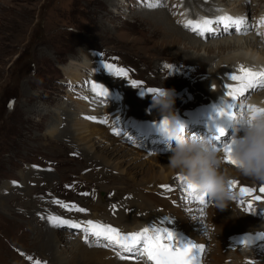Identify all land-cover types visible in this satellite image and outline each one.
<instances>
[{
    "label": "rangeland",
    "instance_id": "obj_1",
    "mask_svg": "<svg viewBox=\"0 0 264 264\" xmlns=\"http://www.w3.org/2000/svg\"><path fill=\"white\" fill-rule=\"evenodd\" d=\"M220 1L222 0L216 3L220 5L219 8L223 12L225 11L222 12L223 14L233 12L237 0ZM164 3L167 4V1L164 0ZM162 5L156 0H0V12L4 8L7 14H12L11 18L17 21V24L10 25L8 28L4 27V22H8L9 16L7 17L2 11L4 16L0 15L2 17L0 18V264H34L36 260L41 261L42 264L43 262L85 264V259L72 255L71 251L75 245L107 250L109 247L103 246L106 241L101 240L98 245L95 237L90 236L86 240L85 233L79 229L55 227L49 222L48 217L59 216L78 222L76 211L62 206L75 205L85 209L86 211L82 213L94 219L93 212L86 205L88 201L96 200L102 205L105 204V198H110L107 202L112 205H119L122 201L123 191L113 189L114 183L109 181L112 176L118 180L117 183H121L120 189L127 184L130 186L131 193L135 189L136 193L140 190L145 195H150V179L162 175V172L170 173L167 165L171 155L170 148L175 147V141H169L160 127L152 124L160 121L149 119L139 121L135 119L136 116H133L135 118L132 119V123L151 125V128L145 127L144 133L138 130L136 135L134 131H126L129 123L125 120L123 123L114 121L110 113L115 107L113 103L120 101L116 88H125L121 82L126 79L131 86V81L135 80L141 82L144 88L161 89L163 88L161 85L168 82H165L166 77L179 72L178 68L169 70L171 67L167 65V62L188 64L180 60L193 61L184 54H198L206 57L209 56L208 54L215 57L223 56V54L218 50L212 53H206L203 50L197 52L186 48L183 44L172 46L166 42L165 40L168 39L165 35L160 34L161 32L157 34L158 32L150 22L147 23L144 16L149 11H162L172 20L165 9L169 5L164 8ZM250 5L252 9L250 8L246 14L248 17L246 24L250 22L251 16L255 18L264 12V0H252ZM189 6L194 9L190 11L192 16L198 15L197 11L210 15L214 13L205 12L204 9L196 8L191 3ZM179 7L177 11L179 14L176 11L174 13L179 20L184 21L189 15L183 6ZM205 18L209 17L205 16ZM227 33L226 37L224 35L218 38L220 40L234 38V32ZM245 33L242 36L249 34ZM211 35L204 38L198 35L195 37L210 43L212 39L214 41L217 39V37L212 38ZM104 63L125 69L128 73L127 77L109 74L102 67ZM213 63L214 60L210 66ZM166 65L168 67H165ZM197 66L205 67V72L197 77V80L203 83L207 81L204 84L212 80L208 64H197ZM206 77L207 79H204ZM92 83L106 87L109 90V96H98L91 89ZM224 83L228 86H236L238 82L230 80ZM127 88L131 87L127 86ZM201 91H207L208 97L216 93L215 89L210 91L209 87L201 88ZM184 92L186 91H177L179 95ZM248 93L251 95L248 96L249 98L259 93L258 96H264V87L248 91ZM216 94L215 99H212L191 93L190 99H185L184 103H174V110L181 122L190 124L185 129L187 135L195 134L201 137L204 133L200 126L203 125L202 120L199 119L204 111L200 113L196 106H207L212 101H217L218 109L223 108L226 111L229 105L235 102L225 95L217 96ZM96 103L97 113L90 108ZM235 105L237 106L236 103ZM100 106L107 111L103 112ZM150 112L157 113L153 109ZM95 115L100 116L102 121H106L102 124L109 139L117 140L118 145H121L118 148L121 152L114 161L116 163L125 161L123 169L129 171V183L124 182L127 175L122 176L120 175L122 173L115 169L91 166L88 158L86 156L84 158V155L76 151V149L85 151L86 144H81L75 139L70 142L66 136L55 138L52 136L62 129L66 131L69 127L74 128L76 121L82 125L87 123L89 126V122L93 119L87 117ZM209 117L214 119L216 115L212 112ZM112 124L122 128L115 129L120 130V134L125 130V133L127 132L125 136L118 137L113 134ZM73 130L70 129L71 132ZM129 132L131 134H128ZM148 135V140L143 139ZM94 141L102 143L104 147L110 146V142H105L99 136H94ZM139 150L141 155L137 156L140 153ZM129 152L132 153V157L136 155L135 160L131 159ZM96 162L100 164L99 160ZM178 176L181 175L173 172L172 179ZM175 184L177 194L174 196L176 198L174 205H176V214L180 216V225L183 221H190L191 224L195 217L193 212H199V219L203 226L195 230L197 234L192 231V236L199 239L200 231H204V237L209 240L207 245L209 250H206L202 258V264H206L208 256L214 253L212 248L216 235L213 218L217 217L218 213H213L214 217L210 215L212 211L210 200L206 206L189 202L185 199V185L180 180ZM102 186H109L113 191L109 193L107 190L109 188L105 189ZM24 192H28L29 195H25L23 203L19 199ZM15 195H18L17 200ZM130 195L127 194V198H131ZM37 199H40L42 203L35 201ZM201 208L203 213L200 211ZM240 211L246 214V223L264 230V220L249 217L251 214L243 211L242 208ZM100 219L102 223L111 225L106 222V217L102 216ZM116 228L123 233L138 231L133 227ZM50 231L55 232L50 233ZM189 236L191 239V235ZM49 237L54 239L52 243L54 247L59 245L58 251L62 252L65 259L63 263H59L54 257L48 258ZM258 241H254L249 246H240L238 249L245 263L256 264L255 259L264 258V242L258 243ZM235 244L238 245L237 241ZM223 253L227 255L224 249ZM143 261L146 263L145 259ZM228 262L229 260L227 264H230Z\"/></svg>",
    "mask_w": 264,
    "mask_h": 264
},
{
    "label": "bare ground",
    "instance_id": "obj_2",
    "mask_svg": "<svg viewBox=\"0 0 264 264\" xmlns=\"http://www.w3.org/2000/svg\"><path fill=\"white\" fill-rule=\"evenodd\" d=\"M114 1H116V0H114ZM156 1L158 4H161V5L163 4L162 5L163 8L166 7L167 5H169L165 9L169 12L172 20H170L164 13H162V11H153V12L149 11V13H147V15H144V16H146L145 20L147 21V23L150 22L152 24V25L151 24L150 25L152 27H154V29L158 32L157 34H159V32H161L160 34L165 35V37L168 39V40H165L166 42H168L172 46L183 44L186 48L194 49L197 52H201L200 50H203L206 53H212V52H216V50H218L219 53L223 54V56H220V57H219V55L215 57L214 55H211V54H208L209 56H207V57L204 55L202 56V55H198V54H184L185 57H187L189 59L191 58L193 61H188V59H187V61L186 60H180L181 62H186L188 64H178L176 61H172L169 63L167 62V65H169L171 67V68H169V70L170 69L174 70L175 68H178L179 72L175 73V75L172 73L171 76L166 77L165 82H167V81L168 82L167 83L164 82L165 84L161 85V86L164 88H167V89L174 90L175 102L184 103L186 101L185 99L189 98V95L191 93L200 94V95H202V98H207L208 92L206 91L207 92L206 93V92L201 91V88L204 89L205 87L214 88L215 92L217 93V94L216 93L215 94L217 96H224L225 95L228 98H230L227 95V88L224 87L225 86L224 82L230 81L229 76L232 74L239 75L240 73L238 70H239V67L241 65H249V66H244V67L250 68L253 71H258V72L264 71L263 40L262 39L261 40L254 39L252 37L253 35H251L252 33L247 31L246 27L248 25L246 23H244V25L241 27V31H239V32L236 31L235 27L232 29L231 32H234V34H235L234 38H226V39L221 38V40L218 37H223L224 35L226 37L227 36L226 34H228L227 32H229V30L227 32H225L223 29V25L213 24L212 27H213L214 31L212 33H209V34L210 35L212 34L211 35L212 38L217 37V39H216V41H214L212 39V41L210 43L209 42L205 43L204 41L196 38L195 35H198V34L193 33L190 28L186 29L183 26L188 20H193V21L200 20L202 18H205V16L209 17L207 19L215 20L217 17L222 16V15H231L233 18H242L245 21L246 14L249 12V10L251 8L250 2L252 3V0H237L235 2L236 6L232 12L233 15H232V13H228V12L223 14L225 11L223 12L219 8L220 5L218 3H216V2H219V0H188V1H186V0H166L167 4L164 3V0H156ZM227 1H229V0H222L220 2H227ZM190 3H191V5L194 4V6L196 8L204 9L205 12L212 11L214 13H211L212 15H210V14H204L201 12L198 13V11H197L198 15H193V16H195V17H193L191 15L190 11L194 10V9L191 8V6H189ZM149 5H151V4H149ZM179 6H183L185 8V12L189 15V17H187L186 20L184 19V21L179 20V18L174 13L175 11L176 12L178 11ZM2 11H3V13H5L7 15V17L8 16L10 17V19H9V17L7 19L8 22H4L5 23L4 27L8 28L10 25L17 24V21L14 20L13 18H11L12 14H7V12L4 10V8L1 10L0 15L4 16ZM172 13H174V14H172ZM0 18H2V17L0 16ZM261 25L263 26L264 23H262ZM180 27L183 28V30H186L188 32L183 31ZM141 28L143 29V27H141ZM151 31H149V32H151ZM245 32H248L249 34L247 36H242L243 33H245ZM209 34H207V32H206L204 34V36L198 35V37L204 38V37L208 36ZM227 51L229 53L226 54ZM213 60H214V63L212 66H210ZM92 62H93V60H92ZM197 64L198 65L208 64V68L211 71V76H212V80H209L208 83L204 84L207 81H205L203 83V81L197 80V77H199L200 75H202L205 72V67L197 66ZM98 68H97V70H98ZM164 70H165V67H164ZM164 75L166 76L167 74H164ZM122 81L123 82H121V83L123 84V86L125 88H116L117 89V91H116L117 97H119L121 102L120 101L118 102V100H117L116 104L113 103L115 105V107L113 108V111L110 114H111L113 120L116 122L122 121V123H123V120H125L127 123H129L128 124L129 127L128 128L126 127V131H134L135 135L137 132H139L138 130H140V131H142V133H144L146 131V128L148 129L149 126L151 128V125L148 124V125L143 126L142 123L141 124L132 123V119L135 118L133 116H136L137 118H135V119H137L139 121H142L145 119L146 120L149 119L150 121L151 120L161 121V117L159 116L158 113L154 114V113L150 112L151 109H145V108H149L151 106V102H152L151 96H148V95L141 96L140 90L135 89V87L133 88L131 85H129L128 81L126 79L122 80ZM207 84H209V85L206 86ZM127 86H129L131 88H127ZM227 86H228V84H227ZM229 86H231V85H229ZM178 90L186 91V92H184V94H186V96H184V94H182V93L179 95V93H177ZM251 90H255V89H250L248 91H251ZM248 91L245 93V95L243 97H238L235 102H233V100H232V102L234 104H231L232 107H229L228 110L224 111L226 114L223 116L230 117L228 115V113H231V112L236 113V111L239 109V107H237L235 105V103L237 105H240V103L243 102V100H245L246 97H248V96L250 97L251 95L248 93ZM215 94H214V96L209 95V97H211L212 99H215ZM259 94H255L252 97L256 98V96H258ZM217 104H219V103L217 102ZM228 105L229 104H227V106ZM96 106H98L97 103L94 105H91L90 108L94 109L93 111L94 112L96 111V113H97ZM215 107L216 106L214 105V101H212L210 103V105H207V106H196V109L199 108L200 113L204 111L201 114V117L199 118L202 120L201 123H203V125H200V126L203 129L206 128L207 131L209 129L210 122L213 120L209 117V114L213 112V109ZM203 108H205V109H203ZM129 109H132V110H129ZM215 110L218 111L219 109L216 108ZM175 113H176V111H175ZM197 113H199V112H197ZM215 115H216V117L219 116L218 114H215ZM154 116H156V117L154 118ZM94 117H95V119H93L91 122H89L90 123L89 126L87 123L82 125L79 121H76L74 123V128L69 127L70 129H74L73 132H71L70 129L67 128V130L65 129L66 131H64V129H62V130L58 131L55 135L53 134L52 136L54 138L57 136L58 137L66 136V138H68L70 140V142H72L75 139L76 141L80 142L81 144H86L87 148L85 149V151H80L78 149H76V151H78L77 153H79L80 155H84V158L87 157L91 166H101L100 168H102V166H103L105 168L108 167L110 169H115L116 171H119L122 173L120 175H122V176L127 175L126 176L127 178H125L126 180L124 182L129 183L128 182L129 171H128V169L127 170L123 169L125 161H120L117 163H116V161H114V159L119 155V152H121L120 150H118L119 146H121V145L120 144L118 145L117 140H110L109 137L107 136V134L104 132L106 130H104V128H103L104 126L101 122L102 118L98 115H95ZM159 117H160V119H158ZM144 123H146V122H144ZM152 124L159 126L160 122H153ZM183 124L185 125V129L187 127H189V125H190L189 123H185V122H183ZM112 126H114V124H112ZM115 129H122V128H120L117 125L112 127L111 132L118 137L119 136H125V134L127 133V132L125 133V130H124L125 128L123 129L124 132L121 133L122 135L120 134V132H121L120 130H115ZM151 131H152V129H151ZM66 133H67V135H66ZM128 134H131V132H129ZM151 134H153V133H151ZM151 134H150V136H151ZM230 135H231L230 132L227 133L226 135H224L223 137L217 135V137H219L218 144H221L224 141H226ZM94 136H99L105 142H110L109 143L110 146L104 147L102 143H99V142L96 143L94 141ZM203 136H204V133H203ZM203 136H202V138H203ZM115 139H117V138H115ZM143 139L148 140L149 135L147 137H143ZM122 146H123V144H122ZM138 152H140V150ZM129 153H130L129 155H131V157H132V153L131 152H129ZM140 155H141V152L139 154H137V156H140ZM135 157H136V155H134L131 159L135 160ZM97 160H99L100 164L96 162ZM85 161H87V160H85ZM223 167L229 173L230 179L239 181V182H241V184H243L245 186H250V187H254V188H259L261 186V184L254 183L249 178L241 176L236 171L235 167L228 166L225 164H223ZM161 169H162V167H161ZM162 173H163L162 175H160V176L158 175V177L155 176V177H152L150 179V182H149L150 183L149 187L151 188V191H150L151 194L150 195H145L140 190H137V193H136L135 189L131 193L130 192L131 191L130 186H128L127 184H126V187H124L123 189H120L121 183H117L118 180L114 179L115 177L112 176L111 180H109V181H110V183H114L113 189H118L119 191H123V196H121V198H122L121 203H119V205L115 204V206H116L115 212L112 208L113 205L110 203L108 204V202H107V199H110V198H105V204L104 205L98 204V201H96V200L88 201L86 203V205L88 206L89 210L91 212H93L92 214H94V219H91L89 216H87L86 214H84L82 212L76 211L77 217H78L77 221L78 222H84L87 220H92V221L102 222V219H100V217L104 216V217H106V222H108L109 224L111 223V225H115L116 227H125V228H132L133 227L135 230L139 231V230L149 226L150 224L158 223L159 221L164 220L165 218H168L172 221V223L171 224L165 223L163 226L173 228V230L177 233L178 239H181L182 241L189 239V240L195 242L196 244L204 245L205 251L203 252V254L200 257V264H202V258H204V254H206V250H209V248H207L209 240L204 237V233H203L204 231H200L201 232V234H200L201 238H199V239H197L196 236H194V237L192 236V234H193L192 231H194V234H197V232L195 230H199L203 226L201 224L202 221L199 219L200 218L199 212H193L195 217L191 221L192 222L191 224H190V221H185V222L183 221V224L180 225V216L176 214V212H175L176 205H174V202L176 200V198L174 196L177 194V192H176V186L177 185L175 183H178L179 180L177 178L172 179L173 171L171 169H170V173H167V174L164 172H162ZM102 180H104V179H102ZM114 180H115V182H113ZM162 185H169L172 188V191H165V189L163 187H161ZM6 186H8V185H6ZM102 187L105 189L109 188V186H102ZM144 189L147 190L146 188H144ZM107 190H109V193H110L112 189L109 188ZM36 193H37V191H36ZM127 194H129V195L131 194L130 195L131 198H127ZM18 195H15L16 196L15 200H17ZM22 195L23 196L21 199H19V201H22L24 203L25 198H26L25 195L27 196V195H29V193L24 192ZM50 199H51V197H50ZM241 199L248 201L250 199V197L244 196V197H241ZM35 201L42 203L40 199H37ZM43 204L45 205V203H43ZM109 205H111V206H109ZM253 206L256 208L257 213L255 215L251 214V216H249V215H247V216H249L253 219L255 217H258L261 219V221H263L264 220V214H261V210H264V203L254 202ZM240 210H241L240 207L236 203L233 204L232 202H229L227 205V208L223 211L212 207V211H210V215L212 214L211 215L212 217H214L213 213H218V215H217V217L213 218V226L215 229L214 232H215L216 236H214L215 237L214 242H213V240L210 239L214 243L213 248H212L214 253L211 256H208V259H206L208 264H221V262H222V264H227L228 260L230 261V262H228L230 264H247V263H245L242 255L238 252V249L240 248L239 244L236 245L235 242L238 241L239 239H241V237H243V236H248V235H252V234L254 236L256 234H264V230L260 229V228H256L258 226L253 227V226L249 225L248 223H246V221H247V217H245L246 214ZM177 213H180V212H177ZM180 226H182V227H180ZM51 232L54 233L55 231H50V233ZM189 235H191V237H192L191 239H190ZM53 240L54 239L52 237H49V240L47 241L48 258L51 259L54 257L58 260L59 263H63L65 261V259H64L63 255L61 254L62 252L58 251L59 245L57 247H54L52 245ZM259 241L264 242V240H259ZM84 246L75 245L74 249H72L71 252H72V255L77 256L78 258H81L83 260L85 259L86 260L85 264H147L146 259H145L146 263L143 260L142 261L120 260L116 255V252L119 251V249H116V251H114V249L107 247L109 250L108 249L107 250H100V249H89V248H86ZM223 249L226 250L227 255H226V253L225 254L223 253ZM124 254L129 255V253H124ZM261 258L262 257H258L259 260L255 259L257 261L256 264H264V258L263 259H261ZM220 259H222V261H220ZM67 260H69V259H67Z\"/></svg>",
    "mask_w": 264,
    "mask_h": 264
},
{
    "label": "snow or ice",
    "instance_id": "obj_3",
    "mask_svg": "<svg viewBox=\"0 0 264 264\" xmlns=\"http://www.w3.org/2000/svg\"><path fill=\"white\" fill-rule=\"evenodd\" d=\"M150 7L152 5H149ZM245 21L242 18H233L231 15H222L215 20L202 18L200 20H188L183 26L190 28L192 32L204 36V34L212 33L214 29L213 24L223 25V29L227 32L230 28L235 27L236 31H240ZM261 23H264L262 19ZM109 74L114 76L127 77L128 73L123 68L114 67L110 63H104L102 65ZM165 67H168L167 65ZM239 75L232 74L229 79L238 82L236 86H227V95L236 101L238 97H243L245 93L250 89H255L257 86L264 87V71H253L250 68H245L243 65L239 67ZM131 84L135 88L140 89L141 96L145 94H159V89L156 88H144L141 86V82L132 80ZM91 89L98 96L108 97L109 90L100 84L92 83ZM237 105V107H240ZM229 107H232L229 105ZM253 112H264V109H257L252 106ZM218 115H225L223 108L217 111ZM231 118H235V113H228ZM88 119H95V117H87ZM106 122V121H101ZM166 121L161 120L159 127L164 129ZM219 136H224L223 129L218 128ZM118 134V133H117ZM219 139V137H216ZM211 142V141H210ZM235 141L232 139L230 142L224 144L220 150L224 154V160L230 165H235V161L231 157L232 146ZM178 180L185 185L184 192L186 193L185 199L189 202H195L200 205L206 206L208 200L206 196L199 194L195 191L193 186L186 182V178L178 176ZM15 183V182H13ZM165 191H172L169 185H162ZM230 187L232 189L238 188L241 197L248 196L250 199L245 201L243 199L238 200V204L243 206V211L255 215L257 213L256 208L253 206L254 202L264 203V184H261L259 188L245 186L241 182L232 180L230 181ZM87 195V194H85ZM59 203V202H57ZM69 210H75L78 212H85L83 208L76 207L75 205H62ZM114 212L116 206H112ZM203 213V208L200 209ZM261 214H264V210H261ZM49 222L55 227H68L72 229H79L85 233V239L88 237H95L98 245L101 240L106 241L104 247H109L114 250L119 249L116 252L117 257L120 260H143L146 259L149 264H200V257L205 251L204 245L196 244L191 240H181L177 238V233L173 228L163 226L165 223L171 224L172 221L168 218L159 221L158 223L150 224L149 226L131 233H123L120 229L113 227L112 225L104 224L99 221L87 220L84 222H76L70 219L62 218L59 216L48 217ZM255 240H264V234H256L255 236H243L237 241L238 244L245 246L251 245ZM129 253L132 255H125ZM29 259H32L29 257ZM34 264H42L41 261L36 260ZM46 264V262H43Z\"/></svg>",
    "mask_w": 264,
    "mask_h": 264
},
{
    "label": "clouds",
    "instance_id": "obj_4",
    "mask_svg": "<svg viewBox=\"0 0 264 264\" xmlns=\"http://www.w3.org/2000/svg\"><path fill=\"white\" fill-rule=\"evenodd\" d=\"M151 101L150 108L166 121V130L160 129L161 132L169 141H175V147L170 148L168 168L185 177L186 182L196 192L210 198L218 210H225L238 194L230 187L232 180L223 167L220 148L208 139L186 134L185 125L174 111V90L163 87L159 94L151 95ZM247 106L264 109V97L249 98L236 111L231 157L241 176L264 184V112H253Z\"/></svg>",
    "mask_w": 264,
    "mask_h": 264
}]
</instances>
